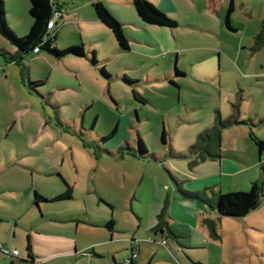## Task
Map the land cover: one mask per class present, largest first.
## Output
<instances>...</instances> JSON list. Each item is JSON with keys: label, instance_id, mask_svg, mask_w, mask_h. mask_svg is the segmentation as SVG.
<instances>
[{"label": "rangeland", "instance_id": "1", "mask_svg": "<svg viewBox=\"0 0 264 264\" xmlns=\"http://www.w3.org/2000/svg\"><path fill=\"white\" fill-rule=\"evenodd\" d=\"M190 5L194 7L192 2ZM195 5L200 7L202 0H197ZM178 10L173 7L171 12L177 14ZM233 15L247 26L238 27V33H227V38L235 44L241 37L253 46L254 35L264 19V3H259L252 11L249 5L236 3ZM207 22L216 28L218 17ZM220 23L223 28L222 18ZM173 30L179 36H175L174 42L170 37V45H204L221 40L231 46V52L234 48L227 40L203 31H195L192 34L195 37H191L188 34L194 32L191 29L175 27ZM109 34L112 36L111 32ZM54 41L58 50L81 46L84 56L75 59L65 55L51 57L52 60L47 57L50 61L36 66L37 74L31 72L30 81L42 82L35 86L39 96L21 86L17 73L14 78L0 71V245L15 248L19 253L18 257L0 253V264H7L9 260L13 264H112L111 258L122 263L129 255L132 242V252L139 264H264V199L244 218L217 216L210 219L193 204L178 201L174 196L178 193L169 177H177L180 186L187 190L201 189L211 183L214 189L220 187L221 191L248 190L250 182L244 179L245 172H235L237 167H242L241 158L236 160V157H242L249 168L261 174L256 167L253 137L264 139V120L255 122L264 118V99L258 106L256 97L241 101L243 96L239 93L235 96V103H245L240 109V118L245 119V115L254 118L255 125L231 124L224 128L218 160L193 156L169 158V147L175 152H185L198 140L199 134L217 124V120L211 122L210 116L215 117V111L223 114L222 111L233 104L226 92L219 95L215 88L192 79L183 81L177 89L174 82L168 85L167 80L160 81L162 64L153 65V61L133 58L130 53L109 52L108 60L101 63L108 76L103 80L98 70L87 67L85 39L77 38L64 47L62 39ZM243 50L248 55L252 52V60L258 56L264 65V45ZM106 51L107 42L103 41L101 53ZM95 52L94 61L99 63L97 47ZM39 54L46 53L40 50ZM168 56L167 67L171 71L175 62L172 55ZM209 56L215 61V53ZM120 58H133L137 66L121 70ZM55 64L59 69L70 65L73 70L67 77L55 80ZM157 72L160 74H155ZM120 76L134 83L127 87V81ZM70 78L73 87H70ZM59 80L66 83L67 88H56ZM258 90L264 92L262 88ZM132 91L142 99L134 100ZM115 124V132L105 141L99 140ZM162 130L163 142L160 140ZM137 135L155 160L125 154L124 146L135 147ZM245 145L248 148L243 150ZM200 154L207 156L204 151ZM260 161L264 165V152ZM49 169L53 171L51 176L39 174ZM55 178L61 184L62 178L71 186V198L46 200L35 206L33 191L48 199L44 195L52 191L44 184L47 179L52 182ZM38 180L43 182L42 188H37ZM109 219L112 220L111 232L103 226ZM158 222L163 223L162 235L153 230ZM33 233H66L76 240L77 247L65 257L51 255L50 258H34L37 260L33 262L21 261L26 257V236L30 240ZM89 247H93L92 254Z\"/></svg>", "mask_w": 264, "mask_h": 264}, {"label": "crops", "instance_id": "2", "mask_svg": "<svg viewBox=\"0 0 264 264\" xmlns=\"http://www.w3.org/2000/svg\"><path fill=\"white\" fill-rule=\"evenodd\" d=\"M98 1H100L104 5V7L108 10V12L120 23L122 33L126 38L128 44V48L126 50L124 51L118 50V47L116 45L113 36H110L109 34L110 30L102 23H100L95 17L90 4V0H54V2L57 3L58 7L62 9L63 13L61 14L60 19L56 18L54 25L51 28H48L47 30L49 35H51L53 32L55 34L54 38L52 39L51 46L58 48L57 41L56 42L54 41L55 38L62 39V42H64L62 43L64 44L63 47L69 44H73L72 41H75L77 38L79 41L85 39L86 40L85 59H86L87 67L92 70H98L99 71L98 75L103 80H105V78L108 76L104 72L105 66L101 65V63L104 62L105 60H108L109 52H112V54L114 55L130 53L133 55V58L134 57L146 58V60H149L148 62L150 63L151 61H153V63H151L153 65L158 63L162 64L163 65L161 71L162 76L160 77V81L164 82L165 80H167L168 85H170L171 82H174L173 84L175 85V87H177V89L181 88L183 81H187V79L188 80L192 79L196 81L195 83L206 85L208 88L211 87L215 88L219 95H221L222 92H226L227 98L230 100L231 103H233L231 105L237 104L236 108H237L238 118H240V109H242L243 106H245V103L240 104L234 102L235 96L238 93L240 94V96L244 97V99H242L241 101L244 100L248 101L250 96L256 97V102L258 106H260L262 98L264 99V92L261 93L258 89L259 88L264 89V65L262 66L258 56H255V60H252L251 59L252 52L248 55L245 52V50H243L244 48L252 49V47H250L252 46L251 42L242 41L241 37H239V41L234 44L232 39L230 40L227 38L228 36L227 33H231V32L236 33L238 27L246 28L247 23L244 24L238 21L237 19H235L232 11L229 17V23L233 30H228L224 26L222 28V26L220 25L221 24L220 19L221 18L223 19V14L227 5L225 0H202V5L198 8L197 5H195L197 0H174V1L148 0V1H150L153 5H155L159 10L163 11L168 17L173 19L177 23L175 27H182L184 29H191L190 31H194L192 33H188L191 35V37H195L192 36V34L193 35L195 34V31H203L215 36H219L220 38H223L234 45L232 52L229 50L231 46L225 43L223 44L221 40H220L221 43L212 42L211 44H204V45H200V44H193V45L188 44V45H180V46H178L177 44L170 45L171 42L170 37L174 42L176 40L175 36L176 38L177 36H179L177 32H175L174 30L172 31V29L175 27L168 28L164 26L152 25L143 22L137 16L132 6L131 0H98ZM190 2L194 4V7L190 5ZM236 3H238L239 5L241 4L249 5L252 11V9L256 5H258L259 3H264V0H233L234 7ZM88 4L90 5V7H88ZM173 7L179 9L178 10L179 12L177 14L171 12V10H173ZM27 9H28V0H4L6 21L9 27L18 36L24 35L28 31L31 25V18L28 15ZM202 14L204 16H202ZM215 16L218 17V22H219L218 24H216V28L213 27V25L211 26L210 25L211 23L207 22L210 21L211 18L212 17L214 18ZM103 26L106 27L109 32H107V30ZM142 31H144L145 33L142 34ZM103 41L107 42V51L105 53H101ZM128 41H131L132 44H129ZM95 47L99 49L101 59L99 63L96 62L94 64L91 62V56H94L96 54ZM0 51L10 54L15 52V47L10 43H8L1 35H0ZM39 53L40 50L37 52H31L29 53V55H25L22 57L21 65L25 68L24 73H20L19 67L15 63H13L12 61L5 60L0 55V71L3 72L5 76L11 74L12 77L14 78H15V74L17 73L18 77H20L21 86L26 88L24 86V81L26 79L30 80V78H32L31 72L34 71L36 73V69H37L36 66H40L41 64L43 65V63L46 60L47 61L48 60L50 61V59L52 60L51 58L52 56L48 55L47 53L46 54H39ZM213 53L216 54L215 61L211 56H209L210 54ZM168 54L173 56L175 62L174 63L175 65L173 66L171 71H169L167 67L170 58ZM47 57H49L50 59ZM72 57H75V59L82 58L77 56H72ZM133 58L132 59L120 58L121 70L126 68L136 67L137 63ZM247 64H251V65H247ZM246 65L247 67H245ZM175 66L182 73L181 75L174 74L173 69ZM58 67H59L58 65L56 64L54 65L55 73H56L55 80H58L60 77L61 78L67 77V73L70 74V72H72L73 70L72 69L73 67H71L70 65L69 67H66L67 69L66 68L59 69ZM50 70H53L52 67H50ZM102 70H103V74L101 73ZM39 74L41 75V73ZM155 74H160V72H157ZM25 75L27 76L25 77ZM40 75H35V76H37L38 78L40 77ZM120 77L126 81L130 80L125 76L124 77L120 76ZM70 80H71L70 87H73L72 79L70 78ZM57 82L59 83L55 85L56 88H67L66 83L65 85L64 83H61L62 80H59ZM131 83L133 84L134 82L131 81ZM131 83H127L126 86L130 87ZM77 86H79V84ZM86 106L88 105H85V107ZM233 109L234 108L229 105V108H227L226 111H222L223 114L218 113V111H215L217 113L216 116L215 117L210 116L211 122H214L217 117H219L220 119L228 118L231 115V113H233ZM245 118H247V115H245ZM251 120H254V118H252ZM223 130L224 128L220 131V135ZM247 148L248 147L245 145L243 150H246ZM219 151H220V141H219ZM262 153L261 154L257 153L256 167H258L260 170H261L260 164H262L260 161V156L262 155ZM220 157H221V153L218 158ZM208 158L218 160V158H211V157ZM238 158H241L240 161L242 167H237L235 169V172H237V174L245 172L244 179L248 180L249 182L258 179L261 176V174L257 170H255V168L253 167L249 168L248 164L242 160V157H236V160H238ZM249 169L252 170L249 171ZM52 172L53 171L49 169L45 171H39V174L40 175L43 174L45 176H51ZM63 178L67 180L66 177L63 176ZM175 179L179 182V184L181 183V181L177 177ZM36 184H37L36 185L37 188L43 187L42 185L43 182L39 180L37 181ZM51 184L53 186H51ZM44 186L48 188L50 191H52L50 194L44 195L45 197L48 198L57 193H60L64 188L63 185L56 178L55 181L52 182L50 179H47V183H45ZM49 186L51 188H49ZM206 187H210L213 191L226 192V191H221L220 187L214 189L213 183L205 184L202 186L201 189ZM201 189H188V190H201ZM227 191H232V190H227ZM174 196L180 202L193 204L197 208V210H199L200 213L205 214L206 217L210 219L217 218L216 214L212 210L205 208L202 204L183 199L180 196H178V194ZM159 233L160 235H162V231H159ZM161 241L163 240L160 239V244ZM29 244H30V253L33 257V260L30 262L37 260L41 256H43L44 258H50L51 255L57 257H65L67 252L74 253L75 248L77 247L76 240L73 239L72 236L66 233L65 234L33 233L30 235ZM94 244H97V242H95ZM133 245H134L133 242L129 244V254L133 250ZM11 249H15V248H11ZM89 249L91 250V254H92L93 247H89ZM18 256L19 253L14 257H18ZM9 261H11L13 264L12 260ZM9 261H7V264ZM47 261H49V259ZM114 262L116 261L114 260ZM134 263L139 264L137 263V261H135V259H134Z\"/></svg>", "mask_w": 264, "mask_h": 264}, {"label": "trees", "instance_id": "3", "mask_svg": "<svg viewBox=\"0 0 264 264\" xmlns=\"http://www.w3.org/2000/svg\"><path fill=\"white\" fill-rule=\"evenodd\" d=\"M132 6L137 14V16L145 23L164 26L168 28L175 27L177 23L168 17L163 11L159 10L155 5H153L148 0H131ZM90 4L92 10L94 12L97 20L106 26L116 42L118 50L124 51L128 48L127 40L124 37L120 23L108 12V10L104 7V5L98 0H90ZM234 5L233 0H228L224 14H223V26L228 30H233L229 23V17L231 12L233 11ZM55 10H60L62 14L63 11L58 7L57 3L54 0H28V15L31 18V25L28 31L22 35L18 36L14 33V31L9 27L6 18H5V10H4V0H0V35L11 45L15 47L14 53H4L0 51V55L8 61H12L19 67L20 73L25 72V68L21 65V59L23 56L31 53L33 47H37L39 50H44L45 53L52 56L53 58H59L65 55H72L77 57H83L84 52L82 47H73L68 46L61 50H58L56 47L51 46L52 39L54 38V32L49 35L48 29L45 28V22L50 19ZM61 16L58 18L60 19ZM55 22V19H54ZM264 45V19L262 20L257 33L253 38V46L252 49H256L259 46ZM91 62L96 63L94 61V56H91ZM174 74L181 75L182 73L174 67ZM103 74V70L101 71ZM132 80H127V83H131ZM42 82L39 80L30 81L25 80L24 86L29 92H32L39 96L38 91L35 89V86L41 85ZM133 99L139 101L142 99L137 93L132 91ZM234 108V112L226 119L216 118L217 124H213L210 128L205 129L201 134L198 135V140L191 145L188 146L185 152H175L171 147L168 148V156L169 158L175 159H184L190 158L191 156L196 159L204 160L206 157L218 158L220 156L219 153V141H220V131L231 125H248L254 126L255 123L250 118L240 119L238 118L237 113V104L232 105ZM264 118L257 119V123L262 122ZM116 129V124L111 128L109 133L105 136H100L99 140L102 142L109 138ZM136 145L135 147H131L128 145L124 146V150L126 155H131L136 158L143 157H151L155 160V158L146 152L145 145L141 138L136 136ZM255 141V147L258 154L264 152V140L253 137ZM161 142L164 141V131L162 130L160 134ZM211 148V151H210ZM119 150V149H118ZM204 151L207 156L201 155L200 152ZM118 155L121 156L120 150L118 151ZM261 167V176L258 179L252 180L250 182V186L246 191H226L219 192L213 191L210 187L203 188L201 190H186L183 189L179 182L173 177H170L173 185L178 193V195L186 200L194 201L202 204L205 208L212 210L216 216H227L232 218H242L258 206L261 199H264V166L260 164ZM63 184V190L60 193H57L51 197L43 198L37 195L33 191L32 203L37 206L39 202L42 201H56V200H67L71 198L72 188L68 183H66L61 178ZM98 200L101 201L100 198ZM87 224L93 225L94 223L86 222ZM163 223L158 222L153 230L162 231ZM212 231H214V227L212 223H210ZM103 226L106 228L108 232H111L112 229V220L109 219L105 221ZM170 235H173L170 229H168ZM25 251H26V259L21 261H32L33 257L30 253V245H29V237L26 236L25 243ZM91 251V250H90ZM133 252H130V254ZM130 254L128 255L129 259H127V264H135L134 259L130 258ZM8 264H12L11 261ZM112 264H116L112 258Z\"/></svg>", "mask_w": 264, "mask_h": 264}, {"label": "built area", "instance_id": "4", "mask_svg": "<svg viewBox=\"0 0 264 264\" xmlns=\"http://www.w3.org/2000/svg\"><path fill=\"white\" fill-rule=\"evenodd\" d=\"M59 16H61L60 10H55V12L50 17V19L45 22V28L46 29L51 28L54 25V19L58 18ZM31 51L37 52L38 48L33 47ZM162 243H163V241H161V244ZM0 252H1V254L6 255V256H10V257H14L18 254L17 250L3 248L2 245H0ZM135 256H136L135 253L130 254V258H132V257L134 258ZM127 259H129V257H127L124 262L116 263V264H127Z\"/></svg>", "mask_w": 264, "mask_h": 264}, {"label": "water", "instance_id": "5", "mask_svg": "<svg viewBox=\"0 0 264 264\" xmlns=\"http://www.w3.org/2000/svg\"><path fill=\"white\" fill-rule=\"evenodd\" d=\"M38 206V205H37Z\"/></svg>", "mask_w": 264, "mask_h": 264}]
</instances>
